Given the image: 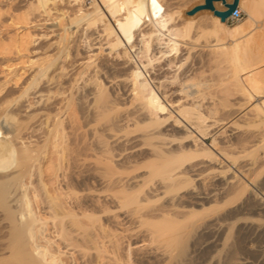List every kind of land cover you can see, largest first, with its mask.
<instances>
[{"label": "bare ground", "instance_id": "6f19581e", "mask_svg": "<svg viewBox=\"0 0 264 264\" xmlns=\"http://www.w3.org/2000/svg\"><path fill=\"white\" fill-rule=\"evenodd\" d=\"M60 1L63 3L65 0ZM89 1L90 3L86 4L85 0H68L65 6L60 9V14L58 13L57 17L51 19V29L54 30L53 33H56L58 38L57 42L51 44L52 47L55 46L54 50L56 51L54 54L46 52L33 60L25 54L29 52V46L35 42V37L30 32L31 29L36 28L33 26L34 16L42 12L50 17L49 3L52 0H37L35 4L32 3L27 8V11L14 15L15 17L13 16L12 24L17 29L15 31L24 30L25 33H22V35L17 34L16 37L4 39L0 33V59L9 62L14 55L18 57V60L29 58L26 59L27 62L23 63H27L31 65V68H34L33 76L24 86L18 87V82L23 76L19 74L20 69L16 70V74L14 73V78L17 79L14 81V88H10L7 82L0 83V211L3 213L9 230V239L6 243V249L9 253L7 261L9 264L68 263L63 261L61 251H55L50 247L51 242L46 247L35 243L38 233L36 226L42 220L38 218L32 206L33 201L29 197V194L33 192L34 198L40 199V204L43 205L45 210L52 212L54 219L63 221L70 216V211L63 201V196H70L74 192V178L70 175V177H67V181L64 180L65 183L63 184L61 178L63 176L59 174L65 166L66 155H68L67 166L69 165L71 171L80 170V174L83 172V175L106 184L108 190L111 185H115L119 194L116 201L119 207H131V211L134 212L131 213L140 217L137 219H141V221H137L148 226L149 238L153 237L154 242L164 244L165 249L163 251L158 250V252L162 251L159 253L161 257L172 254L169 253V248L174 247L175 249L177 247V250L180 251L178 253L187 258L188 243H183L186 242L183 234L185 229H189L190 223L187 224L186 222L192 220L190 225L198 228L208 220L211 221L213 215L217 214L218 218L214 219L213 226L220 229L223 226L224 219L235 218L240 212V210H231L228 213L233 208L234 202L228 201L229 203L222 204L224 200H220L222 202L217 204L218 206L212 204L215 203L216 198H219L221 192L224 191L225 193L227 188H231V192L238 199L249 193L250 197H253L252 199L258 204V191L260 190L255 180L252 181L246 177L245 170L236 167L235 159L230 157L223 149L218 148L216 140L212 145L206 143L203 126L207 118L202 114L201 105L198 102L195 103V101L191 106H186L184 103L180 104V102L179 104H170L172 102H169L168 98L175 91L170 92V94L169 92L166 93L167 91L164 93L161 91L163 86L170 83L168 82L170 80L152 79L149 71L155 65L166 60L167 67H173L176 64L174 63L175 58L181 56L182 47H192L187 39L191 38L192 33L199 29L198 18L202 14H208L207 17L201 18L204 26L210 21L208 26L211 28V33L218 37L213 48L215 47L218 50L216 53H220V57L225 56L222 59L227 58L225 60L232 63V65L234 64V68L231 69L228 76L227 84L234 94L248 98L249 101L255 100L258 102L252 107L251 111L258 123L257 126L264 133V0H239V8L243 13H246L247 19L244 23L235 27H229L227 21L223 22L219 17L214 16V13L210 10L200 11L196 15L190 16V19H185L184 11L181 8L170 9V0H155V2L154 0ZM233 1L226 0L227 4H232ZM198 2L199 6L204 5L205 0H199ZM214 6L219 11L227 10L225 4L221 1L215 2ZM83 36L86 39L85 44H83L86 45L87 42V49L94 50L93 54L91 53L82 61L80 60L82 69L79 68L81 70L79 71L81 73L79 72L80 76L76 75L80 79L88 70L95 68L94 73H92L93 76L87 80V82L92 83L93 89L84 96L85 100H90L86 105L88 115L98 117L97 121L100 122L99 117L105 115L111 109L110 96L107 94L109 88L99 76L101 71H105V69L97 67L99 66L97 65L99 58L107 56L113 61L112 67L119 70L122 76L119 78L115 75L119 78H117L118 80L111 78L106 82L112 84V86L117 82L125 85V87L127 86L128 90L124 88L127 91H123H126L130 106L133 108V112L127 117L121 118L120 121L127 125L132 124L135 128H138L142 122L144 126L150 125L152 127V130H148L134 139L128 140L115 135L113 141L117 144L121 143L118 144L121 145L120 148L113 142L110 144L108 139H104V136L96 130L91 134H87L86 127L90 129L95 125L92 122L87 126L84 125L85 114L79 108L83 98L78 97L79 90L76 88L75 83H71L70 88H67L68 91L65 92L67 96L63 97L64 99L59 98L60 100L55 99V95L52 96L48 91L46 94L44 90H38L44 78L47 81V86L52 89L55 86L57 87V82L63 76H61V71L65 72L64 68H66L60 67V63H62L60 60L66 57V60H64L65 63H68L69 60L66 62L67 59H71V57L73 59L74 54L80 55V46L76 44L78 42L74 38L78 37L83 40ZM79 42L82 43L83 41ZM79 45L83 47L82 44ZM9 56H11V59ZM216 58L219 57L216 56ZM182 59L187 60L188 58ZM75 64L77 65V62ZM73 65L72 67H74ZM13 67L7 65L5 68L10 70ZM67 67H71V65ZM88 74H91V71ZM58 76H61L59 80ZM83 77L85 78V76ZM175 77L170 79L176 82L178 78ZM75 81L77 83L78 80ZM89 83L87 86H92ZM179 88L180 90H177V92H180L178 95H186L191 100V98H198L196 95L203 93V88H208V84L202 81L182 82ZM33 90H36V92L32 93ZM29 98L33 100L29 101ZM83 104L85 105V102ZM116 107L118 109L114 108V112L120 109L118 105ZM122 142H125L124 146H122ZM125 144L130 145V147L126 148ZM49 145L52 146L51 156L45 158L46 153L43 149ZM115 146L118 147V150ZM116 150L120 152L118 155L115 153ZM126 152H128L127 155L129 154L128 157ZM44 154L45 156H43ZM53 156L56 157L58 163L54 162ZM116 158L118 160H115ZM117 161L119 162L117 163ZM225 162L229 164L226 165ZM248 170L251 171V168H248ZM229 174H232V176H229ZM46 177H55L57 183H59L55 195L49 190ZM208 177L221 179L216 185L217 193L210 194L209 189L205 187V189L207 188L205 191L204 187H201L204 186L203 183H200L201 186L197 191L182 194L194 180L202 181L208 179ZM154 181V187L152 186L148 192H145L146 184ZM154 193L163 196L169 195L170 199L160 208L150 207ZM185 201H189L192 206H202L205 211L207 210V213L202 218H198V211H195V209L185 210L187 208L186 205H183ZM206 205L210 207L205 208ZM147 207L153 209L149 212ZM145 208L147 209L145 210ZM143 209L146 212L148 211L149 214L145 215ZM181 210L186 211V213L183 211V215L186 214L185 216H177L176 213ZM86 212H83V215L90 218ZM140 212H143V215ZM224 214H226V217ZM222 215L224 216L223 220L220 219ZM135 216L132 215L131 219L136 218ZM93 219V221L99 222V229H101L99 233H102L101 236L104 240L108 236L107 227H105V224L103 226L100 223L99 218ZM207 227L209 229V226ZM39 232L43 235L44 231L41 229ZM185 232L187 233V231ZM229 232L224 244L222 243L223 248L219 254L228 251L227 248L230 244L228 243L230 241ZM58 235L62 239H66L63 227L60 228ZM96 236L92 238L99 239ZM80 239L83 242L85 238ZM79 241V238H76L73 243L77 245L81 242ZM73 243L70 246H76ZM113 245L117 246L114 249L118 252H115L113 257L115 254L119 256L123 250L119 248L122 242L120 245L116 241L112 244V247ZM81 246L85 247L84 244ZM127 248L131 249L130 246H127ZM118 249H121V251ZM97 250V253H99V248ZM131 254L132 251L127 257L126 255L123 256L126 257V260L122 259V255L120 258L116 255L118 259L116 256L115 259L111 257L109 261L106 260V264H139L135 261L136 258L134 260L131 258ZM150 254L153 255V253ZM224 254L227 256L226 253ZM179 256L176 254L175 257L176 259L178 257V263L180 261V264L192 263L189 262L190 260L185 262L186 259H183L185 257L181 260ZM106 257L105 255L104 258L108 259ZM101 258H103V255ZM233 258L224 257L221 254L206 261V263L204 262V264H249L248 260L242 262L241 258L240 261L238 258L237 260ZM167 261L168 259L166 261L163 259V263H161L164 264ZM69 263L71 264V262Z\"/></svg>", "mask_w": 264, "mask_h": 264}, {"label": "rangeland", "instance_id": "374dc122", "mask_svg": "<svg viewBox=\"0 0 264 264\" xmlns=\"http://www.w3.org/2000/svg\"><path fill=\"white\" fill-rule=\"evenodd\" d=\"M36 1L37 0H0V33L4 39H8L9 37H16L17 34L22 35V33H25L24 30H20V32L15 31L17 29H15L16 27H14L12 24L13 16L18 15L20 13H24L25 11H27V8H29L32 3L35 4ZM67 1L68 0H65L63 4L60 0H52V2L49 3L50 4L49 8L51 9L50 17L42 12L35 14L36 16L34 17L36 19L34 18L33 20L34 22L33 26L36 28H33L30 31L32 32L31 35L35 37L34 38L35 42L31 44V46H29L30 47L29 52L25 53L32 60L34 58L36 59L39 56H42L46 52H48L49 54L55 53L56 51L54 50L55 46L53 45L52 47L51 44H54L55 42H57L58 38L56 37L57 36L56 33H53L54 30L51 29V25H52L51 19L54 17H57L60 14L59 12L60 9H62L65 6V3ZM198 1L199 0L197 1L196 0L194 1L193 0H170L169 5H171L170 9H173V10L181 8L184 11V18L190 19L191 17L185 14V12H189L196 6H199ZM85 2L86 4L90 3L89 0H85ZM205 16L207 17L208 14H202V16L198 18L199 26H200L199 29L192 33L191 38L187 39V42L191 43L192 47L190 46L182 47V51H181L182 57L180 56L179 58H175V60L173 59L174 63L176 64H174L173 67H170V66L167 67L166 65L167 60H166L163 63L161 62L160 64L155 65L153 69L151 68L149 71V74L152 79L157 78L160 81L161 80L164 81L168 79L170 80L168 81L170 83L168 84L165 83L166 85L163 86L162 87L163 90H161L163 93L167 91L166 93L169 92V94L170 92L172 93L175 91L173 94H171V96H169L170 98H168L169 102H172L170 104H173V103L179 104L180 102V104L184 103V105L186 106H191L193 105L195 101V103L198 102V104L201 105L202 114L207 118L203 126V131L206 134V143L209 145H212L214 141L216 140V142L218 143V148L223 149L230 157L235 159L236 167L238 169L245 170L246 171L245 175L249 180H252V181L255 180L257 182L256 185L258 189L260 190L258 191V195H259L258 204L255 203L254 199H252L253 197L252 198L250 197L249 193H247L246 195L238 199V197H236L234 193L231 192L232 191L231 188H227L226 189L227 193L226 191L225 193L224 191L221 192V195L218 196L219 198L215 199L216 204L214 202L212 204L215 206L217 204H220L223 200H224L223 201L224 203L222 202V204L234 202L233 208L230 209L228 213H230L231 210L233 211L240 210L238 216H236L235 218H231V219L228 218L226 220L225 219L223 220L224 216L226 217V214H224V216L223 215L220 216L221 217L220 219L223 220L222 222L223 226H221L220 229L217 228L216 226H213L214 219L218 218V216H216L217 214L213 215L211 221L208 220V222H205L204 224L200 225V227L198 228L192 227L190 225L192 224L191 223L192 220L186 222L187 224L190 223L189 226L187 225L190 230L185 229L188 235L184 231L185 236L183 234V237L184 239H186L184 240L186 242H183V241L182 242L186 244L188 243V250H187L188 257L186 258L185 256H183L185 257L183 258L178 253L180 251L177 250L178 249L177 247L175 249L174 247L169 248V253H172L170 254L172 256L168 254V256L170 257L168 256L161 257L159 253H161L165 249L164 244H160L159 242L157 243V241L154 242L152 239L153 237L149 238L150 234L148 233L149 231H147L148 226L147 225L145 226L144 224L142 225V223L140 222L141 219H137L140 217H137L138 216L137 214H136L137 216H135V214L131 213L133 212L131 211L132 210L131 207H119V205L116 202L117 196L119 194L117 192L118 190L115 187V185H111L108 190L106 184L93 180L92 178H89V176L83 175V172L82 174H80L81 173L80 170L78 171L72 170L73 171L72 172L69 169V165L67 166L68 155H66V160L64 162L65 166H63V169L60 170L59 174L63 176L61 177L63 179V184L65 183L64 180L67 181V177H70V175L73 176L74 178V184H75L74 192L71 193L70 196H63V201L66 203V206L68 207V210L70 211V216L64 219L63 221H61L60 219H54L52 212L49 210H45L43 208V205L40 204L41 202L40 199L39 198L35 199L32 191H31L32 193L29 194L30 195L29 197L33 201L32 206L34 207L38 218L42 220L36 226V231H38V233L35 239V243L42 247H46V246H49L50 245L49 242H51L50 247H52V249L55 251L56 250L61 251L62 258H64L63 261H66V263L68 262L67 264H70L69 262H71V264L72 263L73 264H104V263L106 264L107 261H109L110 258L113 257L115 252L118 253L114 249V248H117V246L115 247L114 246L115 244H114L112 247V244L115 243L116 241L120 245L122 242L121 247L119 246L118 247L123 250L122 251L121 249H118V250H120L122 254H124L126 250L127 252L124 255H122L119 252L120 255L118 256V254H115V256L117 255L120 258V256L122 255V259H125L128 256V254L130 255L132 251V254H131L132 257L131 256L130 257L133 258V260L136 258L135 261L139 262V264H158V263L162 264L163 259L164 261L168 259L167 263L165 262L164 264H170V263L172 264V262H174L175 264H180L181 263L180 260H179L180 261L179 263L177 262L178 257L177 259L175 258L176 254L177 256L180 255L179 258L181 257V260L182 258L184 260L186 259L185 262H188L190 260L189 262H192L191 264H204V262L206 263V261L214 257H218V255H221V254L224 257H227V256H229L230 258L234 257L233 259L235 260H237L238 258L239 261L241 258L242 262H247L248 260L249 264H264V169H263L264 168V133L257 126L258 123L255 121V117L253 116V113L251 111L252 107H254V105L257 104L258 102H256L255 100L249 101L248 98L241 97L238 94L236 95V93L234 94V92L230 90V86L227 84L228 76L230 74L231 69L234 68V64L232 65V63H229L227 60H225L227 58L222 59L225 56L220 57L221 56L220 53H216L218 52V50L215 47L213 48V46L217 43L216 40L218 39V37L214 35L213 33H211V28L208 26L210 24V21L205 26L202 23L203 19L201 17H205ZM246 19H247V15L244 12V19L242 20V22L228 23V25L229 27H235L237 25L244 23ZM74 40L75 41L77 40L78 43L76 44L80 46L79 47V49H81L79 53L80 55L79 56L75 54L74 56L72 55L73 59L72 57L71 59H67L66 62H68L69 60L68 63H65L66 57L60 60V62H62V63L59 62L60 67H66V68H64L65 72L61 71L62 73L61 76L62 75L63 76L62 77L58 76V80L60 79V77L61 79L57 82L56 84L57 87L55 86L56 88L54 87V89H52L49 86H47V81L44 78L45 81L42 80L43 86L41 83L40 88L38 87L39 89L38 88L37 89L44 90L46 94L49 92L51 93L52 96L55 95L56 96V97L54 96L55 99H59V98L64 99L67 96V94L65 95L66 90L68 91V89L71 86V83L72 84L75 83L76 88L79 90L78 97L83 98L84 100V101L82 100V102L79 104V108H81L82 112L85 114L84 115V125L87 126L90 122H92V124L95 125L90 129L86 127L87 134H91V132L96 130L101 135L104 136V139L106 140L108 139L110 144L112 142L113 144H117L115 141H113L115 135L124 137L129 140V139L140 137L141 135H143L144 132L148 130H152V127H150V125H146L144 123L146 125L144 126L143 122L138 128H135L132 124L127 125L120 121L121 118L123 119V117L125 118L128 115H130L133 112V108H131L130 103H129V98H127V93H126V91L128 90L127 86L125 87V85H122L118 82L117 84H113L112 86V84L106 82L110 80L111 78L117 79L118 77L120 78L122 76L119 70H116L114 67H112L113 61L110 60L107 56L100 57L99 61H97L98 62L97 65L99 66L97 65L96 66L100 67L101 69L103 68L105 69V71H101L100 73L101 75L99 74V76L101 77V79H103L104 83H106L109 88L107 90V94L110 96L109 100H110L111 109L109 110L110 112L108 111V113H106L107 116L106 114L105 115L103 114V116L102 115L100 116L102 119L99 117L100 122L97 121L98 117L88 115V112L86 110V105L89 103L90 100L89 101L85 100L84 96L85 94H88V92H90L93 89L92 83L87 82V80L88 78L90 79L93 76L92 73H94L93 70L95 68L90 69L91 74H88L90 73V71L88 70L86 72L87 74L85 73V75H83L85 76V78L82 76L80 77V79H79V76H80L79 72L81 70L79 68L82 69L81 64H80L81 61L85 57H88L89 55H91V53L94 50L90 51L87 49L88 48L87 42H86V45H84L85 44L84 42L86 40L85 36H83V40L82 38H78V37L74 38ZM79 41L81 42L83 41V42L80 43ZM79 44H82L83 47ZM11 56H9V58ZM75 56L79 58H76ZM216 56L219 58H216ZM15 57H16L15 55L12 56V59L10 58L12 61L10 60L9 62H6L3 59H0V63H1L0 83L7 82L10 88L12 87L14 88V84H15L14 81L17 80L16 78H14L16 74L15 72L17 69L18 70L20 69L19 74L21 76L23 75L22 78H20L18 82L19 84L18 87L24 86V84L34 74L33 72L34 68H31V65L27 63L26 64L23 63L25 61L27 62L26 59H29V58L18 60V57L16 58ZM182 58H188V59L184 60ZM100 59L102 60L100 61ZM74 60L77 62V65L75 64L76 62ZM71 63L74 64L73 65L74 67H72ZM69 64L71 65V67H67V66H70ZM7 65H10V66L12 65V67L14 65L15 66L12 69L7 70L5 68ZM161 67L165 69V71H163ZM58 72L60 73V71ZM76 75H79V76L77 77ZM115 75H117L118 77ZM174 77L178 78L176 82L174 80H171ZM76 79L78 80L77 83L75 81ZM73 80L75 82H72ZM181 81L187 82V83H194V82L202 81L208 84V88L206 89L203 88L204 90L202 89L204 91V92L202 91L203 92L201 93L202 95L200 94L202 97L200 95H196L198 98H191L190 100V98L187 97L186 95H178L180 92H177V90L178 91L180 90L179 87H180V83H182ZM88 83L89 85H92V86L88 87L87 86ZM85 84L87 87L85 86ZM124 88H127V90ZM36 90H33L31 92L34 93L36 92ZM123 90H126V91H123ZM28 100L32 101L33 99L29 98ZM84 102H85V105L83 104ZM82 104H83L82 106L83 109L82 107H80ZM116 104L118 105L120 109L119 111L114 112L113 110L117 108ZM122 143H123L122 146H124L125 142H122ZM118 144H121V143H118ZM118 144L116 146L120 148L121 145L119 146ZM118 147H116L117 150H118ZM128 147H130V145L129 146L126 145V148ZM117 150L115 153L118 155V153L120 152H118ZM43 151L44 153H46L45 158L50 157L51 152H52V146L51 145L47 146L45 149H43ZM127 153L128 152H126V155ZM43 156H45V154ZM56 160H57L56 157H54V162L58 163V161L56 162ZM115 160H118V159L116 158ZM118 162L119 161H117V163ZM225 164L228 165L229 163L225 162ZM248 168H251V171H249ZM74 171L76 172L75 174H74ZM229 176H232V174L231 175L229 174ZM220 180L221 179H217L214 177L213 178L208 177V179L202 180L203 182L194 180L187 187L185 192H183L182 194L197 191L202 183H203L202 185H204V186H201L202 188L204 187L205 189V187H207L209 189L208 192L210 194H213V193L215 194L218 192L216 191V185L218 184ZM46 183L51 193L55 195V191L58 189V185H59L55 177H46ZM154 184H155V181L147 183L144 189L145 192H148L149 189L152 188V186L154 187ZM207 188L205 189V191L207 190ZM223 193L224 195L222 199ZM169 199H170L169 195L163 196V195H160L159 193L158 194L154 193V196H152V199H151L153 202L150 204L151 205L150 207L160 208L161 206L165 205L166 201L168 202ZM225 199L227 200V202H225L226 201ZM220 200L222 201L220 202ZM183 205L187 206V208L185 209L186 211H188V209H191V208L195 209V211H198V214H197L198 218H202L203 216H205V213H207V210L205 211L202 206H192V204L189 201H185ZM209 207H210L209 205L205 206V208H209ZM147 208H145V210L147 209L149 211L153 209V208L149 209V207ZM145 210L143 209V211ZM148 211L147 212L145 211L146 213L144 212V214L145 215L149 214L150 211L149 212ZM183 211L184 210L179 211V213H181L182 215H180L179 213H176L177 216H185L186 214L185 215L183 214L186 213V211H184V213ZM83 212L88 213L91 219L83 215ZM142 213L143 212H140V214ZM132 215H134L136 218L133 217L134 219L133 218L131 219ZM93 218H99L100 223L103 224V226L105 224V227H107V229L105 227L104 228L107 230L106 232H108V236L106 235L107 238H104V240L102 239V236H101L102 233H99V231L101 232V229H99V222L93 221L94 220ZM137 220H140V221H137ZM139 222L141 223V225ZM234 222L236 223V225ZM207 226H209V229ZM62 227L65 229L66 239H62L58 235V232L60 231V228ZM41 229L44 231L43 235L39 232V230ZM228 232L230 233L229 234L230 241H228V243L230 244L228 245V248H227L228 251H224L221 254H219V252L222 251L223 244L226 240L225 238ZM8 234H9V230H8L7 222L4 219L3 213L0 211V264H9L7 261V257L9 256V253L6 249L7 247L6 243H8L7 239H9ZM186 235H187V238H186ZM94 236H96L99 239L97 238H96L97 240L93 239ZM76 238H79L80 241H81L80 238L82 239L85 238L86 241L84 239L83 241L84 243L82 241L81 242L79 241L81 244L77 243L76 245L75 243H73L74 239ZM71 243L75 244L76 246H73V245L70 246ZM82 243L84 244L85 247L81 246L83 245ZM78 244L80 247L78 246ZM127 246H130L131 249L129 250L128 249L129 247L127 248ZM97 248H99L100 250L99 251L100 255L99 253H97L98 252ZM160 249L162 251L158 252V250ZM128 250L130 251V253H128L129 252ZM112 252L113 254H111ZM147 253L151 256H149ZM150 253H153V255ZM224 253H226L227 256ZM102 255H103V258H101ZM105 255L107 256L106 258L108 259L104 258ZM125 255L126 257L124 258L123 256ZM98 256H101V257L99 258ZM115 256L113 257V259H115ZM117 256L116 258L118 259ZM96 257H98L100 260ZM170 259L172 260V262H170L171 261Z\"/></svg>", "mask_w": 264, "mask_h": 264}, {"label": "water", "instance_id": "95a60500", "mask_svg": "<svg viewBox=\"0 0 264 264\" xmlns=\"http://www.w3.org/2000/svg\"><path fill=\"white\" fill-rule=\"evenodd\" d=\"M219 1L225 4L227 8L226 11L216 10L214 3ZM238 6H239V0H234L232 4H227L226 0H205L204 5L196 6L189 12H185V14H187L188 16H194L200 11L210 10L214 13V16L219 17L223 22H225L232 16V14L236 12Z\"/></svg>", "mask_w": 264, "mask_h": 264}, {"label": "built area", "instance_id": "2783aa9c", "mask_svg": "<svg viewBox=\"0 0 264 264\" xmlns=\"http://www.w3.org/2000/svg\"><path fill=\"white\" fill-rule=\"evenodd\" d=\"M244 19V13L240 10L239 6L234 14L227 20L228 23H238Z\"/></svg>", "mask_w": 264, "mask_h": 264}, {"label": "snow or ice", "instance_id": "6c2138e0", "mask_svg": "<svg viewBox=\"0 0 264 264\" xmlns=\"http://www.w3.org/2000/svg\"><path fill=\"white\" fill-rule=\"evenodd\" d=\"M154 2H155V0H154Z\"/></svg>", "mask_w": 264, "mask_h": 264}]
</instances>
